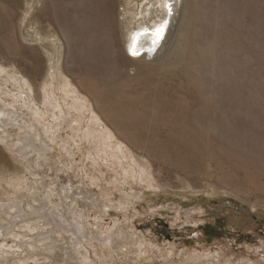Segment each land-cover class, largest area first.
<instances>
[{"label": "rangeland", "instance_id": "rangeland-1", "mask_svg": "<svg viewBox=\"0 0 264 264\" xmlns=\"http://www.w3.org/2000/svg\"><path fill=\"white\" fill-rule=\"evenodd\" d=\"M151 3L0 0V88L18 77L42 113L50 83L86 108L70 154L65 124L45 154L0 142V264H264V0H180L153 60L126 51ZM91 116L107 154L84 139Z\"/></svg>", "mask_w": 264, "mask_h": 264}, {"label": "bare ground", "instance_id": "bare-ground-1", "mask_svg": "<svg viewBox=\"0 0 264 264\" xmlns=\"http://www.w3.org/2000/svg\"><path fill=\"white\" fill-rule=\"evenodd\" d=\"M179 3L180 0H161L158 6L162 9V11H158L154 7V5L143 7L140 12L139 23L128 31V35L126 38V51L131 55H134V57L152 60L155 59L159 54L165 53L167 51L166 49H169L172 46V43L175 39L174 34H176L177 30H174V22L176 20V12L178 11L177 8ZM161 13L165 16L153 19L150 23H146V18H148L147 21H149L151 17H154L157 14L160 15ZM4 45L5 47H9L10 49L13 48V43L10 41H5ZM29 56L32 59L31 71L37 74L41 66L39 54L33 51ZM57 65H59V62ZM57 65L52 66L53 69L50 70L51 75L59 70ZM3 72L6 71L4 67L0 66V75H2ZM9 80L12 81L15 86H17V89H20L18 93H12V90L7 88V82ZM5 82V88H0V142L2 144H9L11 148L18 151L22 157H26V155L28 154V146H33L35 148L33 150L38 152L37 154L39 155L45 154V150L49 149L47 136L51 137V139L53 138L54 140V138L57 137L60 133L58 130L63 124H65L72 130L71 136L67 139L68 149H65L66 154H70L69 152L72 149L71 146L73 144L77 146L80 145V142L78 141V138L80 136L79 126L81 125V122H83L81 112H84L83 110H86V108L82 106L77 95H70L69 90H65L63 97L61 94L56 95V93L53 92V88L50 87V83H48L47 87L44 89V101L45 108L49 107V110L44 109V111L40 113V111H37V109L33 108L31 99H29L28 94L23 89V83L18 77L8 75ZM81 83L89 93L94 92L92 82L86 83V81L81 79ZM30 89L32 90V88ZM3 93L10 95L13 98L11 102L20 100L23 105L28 106L32 110L31 114L23 115L19 113L17 109L13 108L14 105L12 103L6 101L2 97L1 94ZM55 110H58V114H55ZM71 110L77 113V116L72 120L73 122L70 121V118H73ZM50 111H52V113L50 114L52 119L51 121H46V115H48ZM87 122H84V130L87 132L86 137L84 138L85 141H88L92 145L91 148L96 151L97 154L103 155V151H105V154H107V151L103 148L104 144H107V146H109V143H107V141H109L110 138L107 134V130L99 129L103 127H100L98 119H95L92 116L89 117V120L87 119ZM7 124H9L8 128L5 127ZM39 124L42 126L43 130L41 129ZM15 127L19 130L18 134L19 137L22 136L23 142H30V145L10 142V138L8 137L9 131L10 128ZM39 141H41V150L40 148L36 149L38 147L37 143ZM133 161L136 163V159H134ZM36 163L39 165L38 160H36ZM138 171L139 176L144 175V171L141 166H139ZM37 209L38 206H33V210L37 211ZM39 209L42 215H44V209L42 208V206H40Z\"/></svg>", "mask_w": 264, "mask_h": 264}, {"label": "trees", "instance_id": "trees-1", "mask_svg": "<svg viewBox=\"0 0 264 264\" xmlns=\"http://www.w3.org/2000/svg\"><path fill=\"white\" fill-rule=\"evenodd\" d=\"M221 227V225L219 226ZM211 228H214L212 225H209V226H205V225H202L201 226V230L204 232L205 235H207L208 237H216V236H219L220 234H214L212 235V233L209 232V230ZM222 236V235H221Z\"/></svg>", "mask_w": 264, "mask_h": 264}, {"label": "flooded vegetation", "instance_id": "flooded-vegetation-1", "mask_svg": "<svg viewBox=\"0 0 264 264\" xmlns=\"http://www.w3.org/2000/svg\"><path fill=\"white\" fill-rule=\"evenodd\" d=\"M161 0H157V4L155 5L154 3H151L150 5H154V7L158 10V11H162V9L158 6V4H159V2H160ZM159 14H157L156 16H154V17H151L150 19H149V21H147L148 20V18H146V23H150L153 19H156V18H160V17H163V16H165L164 14H160L159 16H158Z\"/></svg>", "mask_w": 264, "mask_h": 264}]
</instances>
